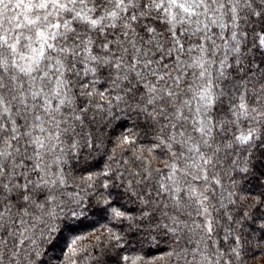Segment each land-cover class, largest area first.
<instances>
[{"label":"snow or ice","instance_id":"obj_1","mask_svg":"<svg viewBox=\"0 0 264 264\" xmlns=\"http://www.w3.org/2000/svg\"><path fill=\"white\" fill-rule=\"evenodd\" d=\"M251 179L264 0H0V264H246Z\"/></svg>","mask_w":264,"mask_h":264},{"label":"trees","instance_id":"obj_2","mask_svg":"<svg viewBox=\"0 0 264 264\" xmlns=\"http://www.w3.org/2000/svg\"><path fill=\"white\" fill-rule=\"evenodd\" d=\"M108 147H111L109 145ZM102 154H97V160L93 163H99ZM241 189H236L237 193L241 196V201L238 204L243 205L246 202L251 201L254 198L264 200V183L258 182L255 179H251L241 183ZM129 207H135V205H129ZM245 211L252 213L255 212V216L258 219H252L250 217V222L244 227L243 231L249 235V245L246 246L244 252V260L246 264H264V242H258V238L261 236L260 231H258L260 225H264V208H260L257 212L255 205L252 208L245 209ZM104 221L99 217H90L89 220L84 221L81 225V231H90L96 228L103 230ZM167 246L161 243L159 247H151L145 245V250L143 255L149 261H154L155 264H164L163 261L158 258L164 255ZM118 249H113L107 256L103 257L106 264H110V257H114L118 252ZM53 264H58L57 261H53Z\"/></svg>","mask_w":264,"mask_h":264}]
</instances>
